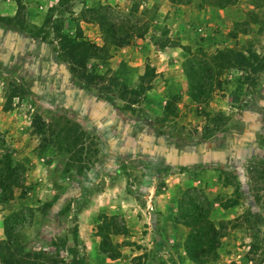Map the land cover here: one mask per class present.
<instances>
[{"label":"rangeland","instance_id":"1","mask_svg":"<svg viewBox=\"0 0 264 264\" xmlns=\"http://www.w3.org/2000/svg\"><path fill=\"white\" fill-rule=\"evenodd\" d=\"M57 1L0 0V160H11L18 183L0 197V239L8 228L25 251L45 249L64 259L84 253L87 264H95L81 240L72 238L78 215L94 200L103 208L87 217L92 235L102 237L111 222L140 231L153 221H187L194 205L208 210L219 235L216 251L202 256L204 264H264L263 212L247 174L250 165L264 164V71L250 74L249 84L243 82L247 72L233 69L201 76L219 51L264 53L263 9L251 0L224 8L191 0L174 9L147 0L143 10L135 2L91 0L96 12L82 7L84 17L102 15L121 29L134 25L136 35L151 28L144 43L154 44L148 59L158 78L153 75L143 95L121 96L117 84L112 98L70 73L53 32L59 27L74 35L78 13L57 11H79L85 0ZM100 65L89 61L87 71L102 73L96 83L108 87L112 77L105 75L107 64ZM197 82L206 87L194 102L190 86ZM34 115L78 123L88 137L81 158L71 162L51 145L40 151L30 127ZM124 243L114 247L120 252ZM252 244L257 250L250 251Z\"/></svg>","mask_w":264,"mask_h":264},{"label":"trees","instance_id":"2","mask_svg":"<svg viewBox=\"0 0 264 264\" xmlns=\"http://www.w3.org/2000/svg\"><path fill=\"white\" fill-rule=\"evenodd\" d=\"M171 4L184 5L191 0H167ZM204 6H216L218 8H224L227 6H233L241 0H201ZM257 9H263L264 12V0H251ZM58 3L62 4L63 0H58ZM61 5H59L60 7ZM88 11L96 12L94 9H89ZM59 15L65 13L70 14L71 8L69 6L63 7L57 11ZM81 19L87 22H96L99 24L101 30L103 31V37L105 45L122 46L128 44V38L130 31H132L134 25L128 26L127 28L121 29V23L111 21L102 15L95 14L91 17H84L81 15ZM8 22L11 19H4ZM53 32L58 40L59 52L64 57L66 63L69 66V71L72 75L77 76V78L84 83L85 86L97 89L100 92L106 94H115L114 86L120 85L121 91L118 92L119 95L124 94H141L148 92L151 89V79L153 77V70L151 68L146 69L145 74L139 78V84L144 83L145 86H139L129 88L128 86L120 83L116 78L112 77L111 85L105 87L104 85H97L96 81L102 79L103 75L89 73L87 71V64L93 58H101L100 53L103 54L107 46L102 48H96L95 46L85 42L82 38L81 31L76 26L74 35H69L63 33L59 27L53 29ZM206 67L203 69L201 76L205 79H211L215 75L221 74L223 71L228 69L237 70L243 75V82L249 84L252 81V75L264 71V53L258 55L254 51L247 50L246 52L241 51H225L217 52L210 57L208 62L205 63ZM214 68L216 72H214ZM213 70V71H212ZM210 72L211 74H209ZM104 74V73H103ZM205 74V75H204ZM107 75V73H105ZM104 79V78H103ZM200 79V78H199ZM111 86V87H110ZM202 87H206L204 84L197 82L195 85L191 84V93L189 97L192 101L197 102L202 91ZM30 127L34 135L39 138L38 148L43 151L47 146H55L58 151H65L69 154V160L74 162V159H80L82 151L84 149V144L88 138L85 131L76 122L66 121L60 124L58 120H52L45 122L39 115H34L30 122ZM63 143V148L62 145ZM96 152V149L93 150ZM71 164V163H69ZM70 165L66 163L64 171L68 172ZM5 170V173H1ZM247 174L249 176L250 182V192L254 201L259 204L262 208L263 219H264V164L256 163L249 166L247 169ZM8 180V183L6 181ZM15 173L11 169V160L8 157H3L0 160V197H4L5 194L11 193V186L16 187L18 183L15 182ZM238 189H234L235 197L238 196ZM55 197L53 198V200ZM3 201L5 200L2 199ZM236 201H233V205ZM49 205H45L44 211H46ZM188 220L182 222H174L176 224L182 225L184 228L190 230L184 239V250L188 258L194 264H204L205 260L202 258L203 255L208 253H213L216 251L219 235L215 226L209 220L208 210H203L201 207L191 205V214L187 215ZM105 231V236L102 234H97L96 236L101 238V245L99 247V252L104 255L109 260L116 259L120 256L119 250L111 242V235L125 234V227L117 226L115 222H111ZM111 227V228H110ZM98 230V229H97ZM100 231V228H99ZM5 238L0 239V264H87L84 257V253L79 257H70L64 259L59 255L51 254L45 249H40L38 251H25V246H23L20 241L5 228ZM74 241L77 240L78 235L75 232L72 235ZM264 244V233L261 239ZM114 250L113 254L108 253L109 249ZM115 248V249H114ZM257 250V245L252 244L250 246V251ZM147 255L143 253L142 255L136 257L134 264H139L140 259L146 257ZM152 259L155 258V254L151 255ZM148 258V257H147ZM152 261V260H151ZM163 264V263H160Z\"/></svg>","mask_w":264,"mask_h":264},{"label":"crops","instance_id":"3","mask_svg":"<svg viewBox=\"0 0 264 264\" xmlns=\"http://www.w3.org/2000/svg\"><path fill=\"white\" fill-rule=\"evenodd\" d=\"M122 2H132L137 4V10H143V6H147V0L139 2V0H119ZM163 5H167L169 8H173V4L169 3L167 0H159ZM93 1L85 0L81 2V8L76 11L75 8H71V12L78 16L76 17V26L81 31L82 38L85 42L95 46L96 48H102L107 46L106 49H110L109 54L100 53L101 58H93V61L100 65V63H106L107 75L116 78L117 81L126 85L133 86L139 82V78L145 74L148 68H152L150 60L148 59L150 55L148 54L153 48V43L149 45L144 43V39L149 37L151 31L144 30V32L136 35L132 31L129 34L128 44L122 46L105 45L103 31L96 22H87L81 19V13L84 12L82 9H95L98 5H92ZM72 4V3H70ZM132 6H129V8ZM177 7V6H176ZM178 7L184 8L186 6L179 5ZM177 7V8H178ZM83 10V11H82ZM129 10V9H128ZM169 10V9H168ZM77 12V13H76ZM168 29V27H166ZM170 33L167 32L166 38L169 37ZM161 33H155V36H161ZM135 39V41H134ZM146 48V49H145ZM170 49L169 46H164L163 49ZM105 49V50H106ZM172 49V48H171ZM146 50L148 52H146ZM145 52L147 54H145ZM141 57V59L139 58ZM143 61V63H142ZM175 62V60H174ZM88 65V64H87ZM150 66V67H149ZM156 71L153 72L154 79L156 77ZM93 74L102 75V73L93 72ZM152 84V83H151ZM100 96L107 95L103 92L99 93ZM112 98L115 94H111ZM100 197L98 196L97 199ZM102 206L98 203V200H94L90 205H88L84 210L78 215V238L81 240L85 247V252L90 253L92 262L95 264H132V259L136 258L143 253L147 256L140 259L139 264H194L186 255L184 250V232L185 228L176 223H170L165 221L160 225L153 222L146 223V226H142L139 230L135 231L127 225V231L125 234L111 235V242H127L120 249V256L116 259L109 260L104 255H100L98 252V238L92 235L90 217L87 215L90 212H94V215L102 210ZM93 215V216H94ZM145 232V233H143ZM140 244V246H139ZM149 253V254H148ZM155 254V262L151 261V255ZM86 254V253H85ZM148 257V258H147ZM151 259V260H150Z\"/></svg>","mask_w":264,"mask_h":264}]
</instances>
